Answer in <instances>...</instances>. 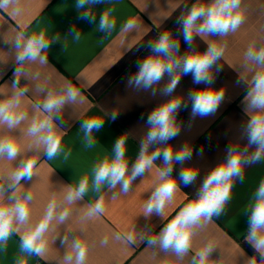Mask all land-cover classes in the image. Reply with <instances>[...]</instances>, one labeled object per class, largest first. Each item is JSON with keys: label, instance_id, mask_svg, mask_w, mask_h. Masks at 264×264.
Masks as SVG:
<instances>
[{"label": "crops", "instance_id": "obj_1", "mask_svg": "<svg viewBox=\"0 0 264 264\" xmlns=\"http://www.w3.org/2000/svg\"><path fill=\"white\" fill-rule=\"evenodd\" d=\"M75 2L18 0L7 10H0V100L14 91L12 82L16 67L21 68L19 87L28 90L21 100V110L27 112L28 119L14 131L0 126V137L15 136L20 143L16 161L0 158V186L5 188L6 196L11 194L7 189V177L18 167L19 160L37 159L33 176L30 180H22L17 192L19 195L28 191L33 196L30 220L18 226V233L10 238L7 249L0 251V264H16L18 258L24 259L26 264H65V256L73 254V238L88 242L85 264H193L194 254L208 243L213 245L214 251L207 264H252L253 260L255 264H264L259 253L245 240L250 214L247 210L264 179V160L244 168L243 180L235 182L225 214L219 218L214 216L196 229L191 250L183 260L161 250L158 244L149 243L150 238L195 198L206 175L225 159L226 149L231 145L243 147L247 143L243 132L247 116L242 101L255 66H244V54L250 45L258 47L264 43V0H242L245 21L240 28L226 37L206 38L224 47L217 62L221 70L213 69L212 87L225 89L224 100L216 113L192 118L188 94L206 85L194 84L191 74L181 77L172 94L183 97L187 107L182 106L179 110L177 125L180 133L168 144L177 151L184 146L192 149V156L183 164H174L172 175L177 178L178 187L172 200L165 205L163 217L155 213L150 217L144 215L148 198L161 182V158L144 176L134 180L126 193L119 185L111 190L105 187L101 193L90 190L82 201L71 205L64 201V196L69 186L75 187L84 176L89 177L91 185L93 166L103 157H111L115 140L122 134L127 138L126 158L131 168L148 131L147 115L171 97L159 92L168 82L167 74L159 85L154 86L156 95L127 86V78L137 71L136 61L149 54L147 43L165 30H171L180 39V53L187 52L188 45L179 33L177 17L186 15L194 3H207V0H110V3L95 7L94 23L79 19ZM105 10L116 21L111 34L102 33L98 28L100 15ZM129 19L136 22V27L123 31L122 26ZM73 25L81 33L79 40L68 35ZM40 31H44L50 40L58 38L45 53L47 62L16 65L14 44L17 36ZM193 46L200 52L207 49L205 41L198 36ZM69 85L78 89L77 100L66 105L60 114L62 152L50 160L36 150L35 138L27 135V128L37 115L33 105L42 102L48 91H58ZM113 115H117L114 121ZM90 117L105 121L104 126L93 133L96 143L91 148L85 146L80 129V123ZM165 146L157 144L150 151ZM188 167L198 169V176L194 182L185 185L179 175ZM101 194L104 212L87 218L88 205ZM53 197L58 203L57 215L67 209L68 218L62 224L56 220L50 224L43 256L20 253V236L42 218ZM105 239L106 244L102 243ZM63 240L66 243H62Z\"/></svg>", "mask_w": 264, "mask_h": 264}, {"label": "clouds", "instance_id": "obj_2", "mask_svg": "<svg viewBox=\"0 0 264 264\" xmlns=\"http://www.w3.org/2000/svg\"><path fill=\"white\" fill-rule=\"evenodd\" d=\"M18 0H0V10H7ZM110 3V0H76L75 8L79 19L89 22L96 21L95 7L100 4ZM14 11H19L14 8ZM245 21V10L242 0H207V3H194L187 14L177 17L179 33L183 36L188 51L180 53V39L176 38L171 30L161 32L158 37L147 43L149 54L136 61L137 71L127 78V86H134L156 95L157 89L165 75L168 82L162 89L161 95L171 97L155 107L146 119L148 131L140 143L137 159L129 168L126 158V136L117 137L113 146L111 157L105 156L99 160L92 169L91 185L88 176H84L75 186H69L64 196V201L74 204L82 201L91 190L101 193L107 187L115 189L118 185L123 192H127L132 182L142 177L155 164L158 158L163 160V167L159 171L160 183L152 191L146 203L144 215L150 217L153 213L163 217V209L170 202L178 187L177 178L172 175L174 164H183L192 156V149L185 146L175 150L168 141L180 133L177 125V114L181 107H187L184 98L173 96L181 77L191 74L194 84H205L206 87L193 90L188 94L191 101V116L204 118L216 113L224 100L225 89L212 87L214 83L213 69L221 70L217 66L222 57L224 47L215 41L206 39L213 37H226L236 32ZM116 27L115 19L110 17V12L105 10L100 15L98 28L105 34H111ZM136 27L132 19L126 21L123 31H130ZM69 36L79 40L81 33L73 25L69 29ZM200 37L207 44V49L198 51L193 42L195 37ZM58 41L50 40L44 31L25 36L18 35L14 48L16 50L15 63L23 65L26 62H47L45 54L51 44ZM245 67L252 64L255 67L247 83V91L243 98V111L247 116L243 132L247 143L243 146L233 145L226 149L225 159L217 164L204 178L195 198L185 204L178 213L170 219L164 227L150 238L149 243L158 244L161 250L173 253L178 259L190 252L192 239L196 229L203 223L209 222L214 216L219 218L225 214L226 205L232 197V189L237 180L242 182L245 167L264 160V43L258 47L250 45L244 54ZM21 68L14 71L13 93L6 99L0 100V126L9 131H14L28 119V114L21 110L22 97L27 93V88L19 87ZM238 81L237 83H239ZM78 89L69 85L58 91H48L42 102L33 105L37 115H34L27 128V135L35 138V148L43 152L48 159L55 158L62 152V126L58 123L63 108L77 100ZM117 115L111 119L114 121ZM105 121L90 117L80 123L85 146L91 148L96 143L93 136L98 132ZM167 145L163 148L154 145ZM253 149L252 151H249ZM202 154V150L201 153ZM20 155V143L15 136L0 137V158L16 161ZM247 157V159L245 158ZM66 158V157H65ZM37 159H20L18 167L7 177V189L10 195H5V188L0 186V251L7 249L10 238L18 233V226L25 225L30 220V204L33 200L31 192L24 191L17 194L22 180H30ZM198 176V169L184 168L179 179L185 185L191 184ZM58 203L55 197L48 203L42 218L27 232L20 236L19 251L27 256H43L47 248L46 233L53 220L64 223L68 218V210L57 215ZM104 212V196H98L94 203L88 205L86 217L92 218ZM248 232L245 240L251 244L256 253L264 261V179H262L252 197V202L247 210ZM119 239V237H117ZM62 243H66L65 240ZM102 243L106 244L105 239ZM71 250L74 254L65 256V264H85L89 245L85 240L73 238ZM214 247L211 243L193 256V264H207V260ZM16 264H26L24 259L18 258ZM255 264V260L252 261Z\"/></svg>", "mask_w": 264, "mask_h": 264}]
</instances>
